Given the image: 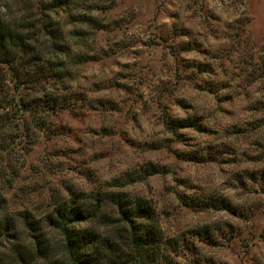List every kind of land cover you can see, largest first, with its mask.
Instances as JSON below:
<instances>
[{
  "label": "rangeland",
  "instance_id": "1",
  "mask_svg": "<svg viewBox=\"0 0 264 264\" xmlns=\"http://www.w3.org/2000/svg\"><path fill=\"white\" fill-rule=\"evenodd\" d=\"M37 1L0 0V16L44 12L62 31L68 54L45 60L66 78L41 87L73 102L40 129L18 105L42 89L6 77L0 216L19 226L79 193L127 192L177 241L172 264H264V0Z\"/></svg>",
  "mask_w": 264,
  "mask_h": 264
},
{
  "label": "trees",
  "instance_id": "2",
  "mask_svg": "<svg viewBox=\"0 0 264 264\" xmlns=\"http://www.w3.org/2000/svg\"><path fill=\"white\" fill-rule=\"evenodd\" d=\"M36 3L37 9L52 11L68 1ZM30 16L22 20L0 16V95L4 85L8 87L6 77L15 92L40 87L39 97L22 99L18 106L42 129L48 114L68 107L73 96L46 93L41 87L66 78L63 63L45 60V54L67 55L68 49L62 31L53 29L48 15L43 12L39 20ZM186 125L179 120L174 127ZM157 217L150 201L139 195L106 190L79 193L54 205L41 220L19 216L17 226L13 216L2 214L0 243L13 244L9 264H172L178 243L167 239ZM24 234L27 242L22 243ZM3 257L0 254V264H7Z\"/></svg>",
  "mask_w": 264,
  "mask_h": 264
}]
</instances>
